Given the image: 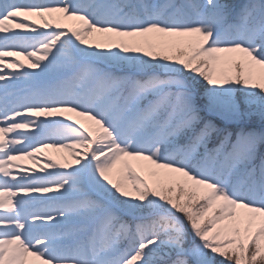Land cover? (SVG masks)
<instances>
[{
    "label": "snow or ice",
    "instance_id": "snow-or-ice-1",
    "mask_svg": "<svg viewBox=\"0 0 264 264\" xmlns=\"http://www.w3.org/2000/svg\"><path fill=\"white\" fill-rule=\"evenodd\" d=\"M0 264H264V0H0Z\"/></svg>",
    "mask_w": 264,
    "mask_h": 264
},
{
    "label": "rangeland",
    "instance_id": "rangeland-1",
    "mask_svg": "<svg viewBox=\"0 0 264 264\" xmlns=\"http://www.w3.org/2000/svg\"><path fill=\"white\" fill-rule=\"evenodd\" d=\"M48 151H49V154L48 155H51L53 157H60L62 155H65L67 150H58V149H53V148H48ZM30 160H25L24 163H29Z\"/></svg>",
    "mask_w": 264,
    "mask_h": 264
},
{
    "label": "bare ground",
    "instance_id": "bare-ground-1",
    "mask_svg": "<svg viewBox=\"0 0 264 264\" xmlns=\"http://www.w3.org/2000/svg\"><path fill=\"white\" fill-rule=\"evenodd\" d=\"M44 151V153L46 154V155H48L49 154V151H48V149H44L43 150ZM32 162L30 161L29 163H27V164H31Z\"/></svg>",
    "mask_w": 264,
    "mask_h": 264
}]
</instances>
